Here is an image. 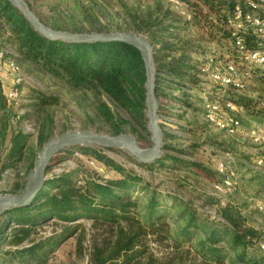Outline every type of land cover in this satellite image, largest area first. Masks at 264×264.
Instances as JSON below:
<instances>
[{"label":"trees","instance_id":"trees-1","mask_svg":"<svg viewBox=\"0 0 264 264\" xmlns=\"http://www.w3.org/2000/svg\"><path fill=\"white\" fill-rule=\"evenodd\" d=\"M26 1L42 21L55 29L82 32V29L90 31L93 27L97 31H112L99 19L90 20L91 27L63 25L43 15L34 1ZM183 1L190 10V20L172 17L170 10H165L164 17L154 16L149 10L144 17L133 21L134 26L130 24L133 31L146 33L153 47L159 112L179 116L169 112V104L183 108L193 106L195 102L190 92L196 91L204 94L201 99L196 97L202 104L206 97L223 105L232 103L250 114L264 115V66L249 62L256 69L245 67L246 56L256 50L264 52V44L256 28L243 18L237 20L234 13L238 7L247 12V0ZM254 14L263 16L264 6ZM95 22L98 27L94 26ZM120 29L122 27L117 26L115 30ZM0 38L14 49L16 54L11 58L19 65L39 70L72 90L92 91L96 98L94 113L108 124L111 134L129 132L136 138L148 136L145 67L135 46L124 41L71 42L48 38L38 32L10 0H0ZM207 42H216L213 51L205 50L204 47H209ZM194 54L202 59H196ZM218 61L231 62L237 69L246 71L255 81L252 90L257 95L236 94L235 91L244 89V83L237 88L213 82L209 70ZM11 86L5 88L0 80V105L7 112L18 105L7 99L6 92ZM102 96L121 112L113 110ZM24 98H28L29 105L37 113L42 112V120L35 142L28 133L12 128L9 118L1 125L0 143L6 142V151L0 152V181L7 169L16 176L8 193L23 188L39 148L52 135L53 117L48 108L58 102L55 96L33 87ZM258 103L263 106L257 109ZM19 117L17 114L12 118ZM163 137L164 148L170 149L168 142L174 135L166 131ZM77 149L92 157L96 165H103L105 170L100 173L96 168L81 164L75 171L53 174L45 179L29 203L1 213L0 264H48L58 245L74 232L80 247L87 232L82 220L91 221V227L97 231L90 245V264H142L139 257L145 253L148 258L145 264H156L152 253L146 249L144 238L148 235L155 240L172 238L176 247L182 242H192L200 258L199 264H264V250L259 246L261 240L255 238L253 229L244 228L231 210L220 212L228 223L201 218L189 205L159 191L99 149L86 146ZM167 158L180 160L181 165L185 162L169 154L153 163L136 162L148 167L162 165ZM189 165L214 179L215 173L201 163ZM18 169H22L21 175ZM107 169L112 173L106 174ZM78 170H81L80 175ZM51 220L61 222L60 233L40 235L39 230Z\"/></svg>","mask_w":264,"mask_h":264},{"label":"rangeland","instance_id":"rangeland-1","mask_svg":"<svg viewBox=\"0 0 264 264\" xmlns=\"http://www.w3.org/2000/svg\"><path fill=\"white\" fill-rule=\"evenodd\" d=\"M38 6L35 7L48 18L57 19L63 25H77L82 27L90 26V20H98L108 25L114 31L117 26L120 30H132L133 21L138 17H144L147 11H151L154 16L164 17L165 10H170L172 17H180L183 21L190 20V10L183 0H32ZM54 5H57L54 8ZM96 24V25H95ZM94 26L98 27L95 22ZM129 24V25H128ZM132 26H131V25ZM129 26V27H128ZM84 32L97 31L95 29ZM146 34L144 32H139ZM195 33V32H194ZM197 34V33H196ZM195 34V35H196ZM209 47H204L211 52L216 47V42H207ZM207 43H205L207 45ZM0 50L4 52L5 59L15 55L16 52L7 42L0 38ZM196 59H202L195 55ZM15 60V59H14ZM16 61V60H15ZM246 62L245 67L249 70L254 68ZM17 63V61H16ZM225 68L224 62H220ZM18 64V63H17ZM217 65H220L219 63ZM19 76L21 84L19 91L21 97L18 105L12 107L10 112L5 111L0 105V129L5 119H8L12 128H17L30 135L32 141L36 140L38 126L42 120V112L29 105L26 97L30 87L44 91L53 95L58 102L49 107V113L53 117L52 134L57 135L67 130L90 129L93 131L110 133L106 122L101 121L93 110V103L96 101L92 91H75L65 86L61 81L50 77L39 71L27 69L26 66L19 65ZM236 77L245 87L235 91L236 94L253 97L257 92L252 90L254 80L243 69L238 68ZM15 75L10 70L0 74V80L4 87L12 85ZM211 83V82H209ZM220 90V89H219ZM218 91V90H216ZM227 92V91H226ZM221 93V90H220ZM223 93V92H222ZM193 106L175 107L169 104L170 113H178L179 116L170 114H159L160 125L163 132L169 131L174 137L169 143L170 149L164 148L163 156L169 154L185 161L182 165L180 160L164 159L163 164L152 166H141L124 149L112 148L99 149L123 168L131 170L143 179L149 181L153 187L165 194H171L182 204L186 203L194 209L201 218H208L214 223H228L220 212L224 209L231 210L234 217L240 219L244 228L254 230L255 238L264 240V143H258L250 136V129H256L264 135V115L250 114L244 108H236L234 112H229L222 103H217L218 110L215 117L218 121H225L229 116L237 118L239 124L233 129L220 127L216 123L207 120L203 115L202 103L197 101L204 94L192 91ZM24 95V96H23ZM219 95V92H218ZM196 97H199L196 99ZM26 99V100H25ZM101 99L115 111L118 110L111 101L102 96ZM206 97H204V100ZM173 102V101H172ZM24 103L25 105H22ZM22 105V106H21ZM258 108L263 104L258 103ZM20 115L19 119L12 118ZM13 119V120H11ZM141 146L147 147L151 144L150 134L145 138L137 137ZM165 141V140H164ZM6 142L0 143V152L6 151ZM165 145V143H164ZM78 146H69L58 153L50 167L46 171V178L53 174L75 171L79 165H87L96 168L100 173L101 167L96 165L95 160L80 152ZM261 159L263 162L258 164ZM201 163L215 173L214 179L204 175L202 171L195 169L189 163ZM219 163H223L225 171L232 172L233 184L230 187L219 186L221 173L218 170ZM108 173L112 171L107 169ZM78 175L81 170L76 171ZM18 174H22V169H18ZM15 173L11 169L3 172V179L0 181V194L8 193L10 185L14 181ZM45 178V179H46ZM217 181V182H216ZM180 203V202H179ZM178 204V206H182ZM87 227L86 237L78 246L77 234L71 233L58 245L53 252L48 264H90V245L93 237L97 233L91 227L92 222L82 220ZM60 221L51 220L49 225L39 230L40 235H56L60 233ZM77 221L73 222V226ZM147 243L146 249L152 253V258L156 264H199L200 258L192 248V242H182L180 247H176L172 238L155 240L152 235L144 238ZM80 249V250H79ZM142 264L148 262L147 254L139 257Z\"/></svg>","mask_w":264,"mask_h":264},{"label":"water","instance_id":"water-1","mask_svg":"<svg viewBox=\"0 0 264 264\" xmlns=\"http://www.w3.org/2000/svg\"><path fill=\"white\" fill-rule=\"evenodd\" d=\"M26 17L31 25L48 38L71 42L124 41L135 46L145 67V116L151 144L141 146L137 138L129 132L118 134L103 133L90 129L67 130L49 136L39 148L33 167L28 171L23 188L16 193L0 194V214L5 210L29 203L41 189L51 160L69 146L119 148L126 150L139 162L153 163L163 156L164 137L160 125L157 95L155 93V63L153 47L143 33L133 30L76 32L55 29L42 21L30 8L26 0H10Z\"/></svg>","mask_w":264,"mask_h":264},{"label":"built area","instance_id":"built-area-1","mask_svg":"<svg viewBox=\"0 0 264 264\" xmlns=\"http://www.w3.org/2000/svg\"><path fill=\"white\" fill-rule=\"evenodd\" d=\"M247 4L249 6V10L247 12H242V10L238 7L235 10V18L239 20L243 18L248 24L253 25L256 28V31L264 44V15H256L255 12L259 11L261 6H264V0H247ZM241 24H238L240 26ZM237 45H240L239 41H237ZM4 52L0 50V74L5 70H10L14 73L15 78L12 86L8 88L6 95L7 99L12 102L16 103L19 101L21 97V93L19 91V85L21 84V78L19 76V66L13 58L5 59ZM246 59L250 62H255L264 66V52L261 50H256L246 56ZM220 65H217V64ZM225 68L221 66L220 61L214 62L213 66L209 70V77L210 79L217 83L220 86H229L233 85L234 87L241 88L243 85L240 80L236 77V66L233 65L231 62L224 63ZM217 103H220L218 100L209 101L205 99L202 106L205 109V117L208 121L212 123H216L220 127H228L229 129H233L238 126L239 121L237 118L227 117L225 121H218L215 117V111L218 110L219 106ZM224 107L227 108L229 112H234L236 106L232 103L224 104ZM250 136L253 138L254 141L258 143H264V135L259 133L256 129H250L249 131ZM263 161L259 159L257 161L258 164H261ZM218 170L221 173V180L219 182V186L222 188H227L232 186V172L225 171V167L223 163H219ZM259 246L262 250H264V240L259 242Z\"/></svg>","mask_w":264,"mask_h":264},{"label":"crops","instance_id":"crops-1","mask_svg":"<svg viewBox=\"0 0 264 264\" xmlns=\"http://www.w3.org/2000/svg\"><path fill=\"white\" fill-rule=\"evenodd\" d=\"M5 72L7 73V70H6V69H5L2 73H5ZM2 73H1V74H2Z\"/></svg>","mask_w":264,"mask_h":264}]
</instances>
